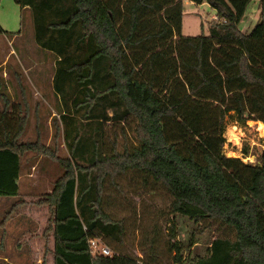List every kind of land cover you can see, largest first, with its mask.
Wrapping results in <instances>:
<instances>
[{
  "label": "trees",
  "instance_id": "trees-1",
  "mask_svg": "<svg viewBox=\"0 0 264 264\" xmlns=\"http://www.w3.org/2000/svg\"><path fill=\"white\" fill-rule=\"evenodd\" d=\"M14 1L53 55L59 106L49 124L66 154L18 139L27 96L21 86L13 102L0 76V195L18 194L23 151L57 161L61 172L32 201L47 209L50 264H264V138L253 161L222 151L226 112L264 123V0L247 31L238 22L250 0H189L214 11L195 35L181 33L182 0ZM158 189L165 220L190 222L186 240L174 238L171 218L166 237L152 219L136 223L137 252L123 249L128 216H138L127 193L143 210ZM90 238L110 254H90Z\"/></svg>",
  "mask_w": 264,
  "mask_h": 264
},
{
  "label": "rangeland",
  "instance_id": "rangeland-1",
  "mask_svg": "<svg viewBox=\"0 0 264 264\" xmlns=\"http://www.w3.org/2000/svg\"><path fill=\"white\" fill-rule=\"evenodd\" d=\"M213 13V9L205 2L193 3L189 0H182L181 33L186 35L206 34L207 21L213 17ZM0 28L2 29L0 31V76L5 82L7 93L14 97L12 98L13 102L19 100L21 86L23 93L27 96L28 112L23 132L18 139L37 140L44 145H52L55 142L56 154L65 155L66 148L62 143L61 133L52 139L53 126L49 124L50 112L53 111L55 116L58 114V101L51 88L52 53L36 45L30 13L26 8H20L14 0H0ZM251 117L253 116L244 121H238L233 111L229 110L224 114L222 118V135L224 137L222 151L226 156H236L246 162L253 161L254 154L263 146L264 124ZM61 170L55 159L44 156L38 151H23L20 156V174L17 179L18 194L0 195V220L6 211H10L11 215L6 219L9 224L15 223L19 217L25 215L29 222L28 226L31 227V223L36 222L34 217L41 218L39 219L41 221L40 228L36 233L39 236L42 222L47 216V209L42 206L38 207L32 201L51 187L53 179ZM123 181H127V179H123ZM127 194L134 199L135 211L138 216L132 224L130 222L132 216L129 214L126 222V236L121 246L129 252L132 250L137 252L135 241L139 235L141 221H145L143 224H146L154 219L162 237L167 236L170 227L168 221L171 217L165 220L166 217L160 210L165 207L168 199L163 195L164 193L162 194L161 189L150 193V196L144 195L146 204L143 206V211L140 196ZM17 199L21 201L15 207L13 202ZM113 210L116 214L128 215V211L117 209V206ZM171 219L173 222L171 225L175 232L174 238L185 241L190 222L179 214L173 215ZM137 222L139 224H136ZM9 224L7 232L10 230L8 234L16 239L18 232L15 228L11 229ZM19 233L22 234L23 231ZM205 237L196 242L192 246V250L198 251L205 243Z\"/></svg>",
  "mask_w": 264,
  "mask_h": 264
},
{
  "label": "crops",
  "instance_id": "crops-1",
  "mask_svg": "<svg viewBox=\"0 0 264 264\" xmlns=\"http://www.w3.org/2000/svg\"><path fill=\"white\" fill-rule=\"evenodd\" d=\"M256 14V2L255 0H250L246 5L241 19L238 22V27L242 31H247L256 20ZM53 113V111L50 112V115ZM49 189H47L46 191H48ZM16 201H18V199L14 202ZM18 204L19 203H17L16 206ZM41 206L45 207L44 205H40L38 207ZM6 219H4V221L0 220V264H50L52 258L48 251L44 252V240L41 236V231L44 227L46 217L45 220L42 222L39 236L36 235V233L40 228L39 225L41 221L39 219L41 218L37 219L34 217L36 222H32L31 227L28 226L29 222L25 215L24 217H19L15 223L12 222L9 224ZM8 224L11 226V229L15 228L18 232V237L16 239H13L8 234L10 231L9 230L7 232ZM29 230H31V232H29ZM21 231H23L22 234L19 233ZM30 234L31 236H29ZM8 235L10 236V238L8 237ZM51 244L52 241L50 239L47 242L48 247H51Z\"/></svg>",
  "mask_w": 264,
  "mask_h": 264
},
{
  "label": "built area",
  "instance_id": "built-area-1",
  "mask_svg": "<svg viewBox=\"0 0 264 264\" xmlns=\"http://www.w3.org/2000/svg\"><path fill=\"white\" fill-rule=\"evenodd\" d=\"M88 246L90 248V254H110V249L104 243L97 241L95 238H90L88 240Z\"/></svg>",
  "mask_w": 264,
  "mask_h": 264
},
{
  "label": "bare ground",
  "instance_id": "bare-ground-1",
  "mask_svg": "<svg viewBox=\"0 0 264 264\" xmlns=\"http://www.w3.org/2000/svg\"><path fill=\"white\" fill-rule=\"evenodd\" d=\"M260 125V127H262V125L261 124H259Z\"/></svg>",
  "mask_w": 264,
  "mask_h": 264
}]
</instances>
